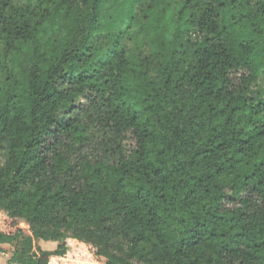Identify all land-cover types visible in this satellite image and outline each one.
<instances>
[{
  "label": "trees",
  "instance_id": "obj_1",
  "mask_svg": "<svg viewBox=\"0 0 264 264\" xmlns=\"http://www.w3.org/2000/svg\"><path fill=\"white\" fill-rule=\"evenodd\" d=\"M0 210L8 264H264V0H0Z\"/></svg>",
  "mask_w": 264,
  "mask_h": 264
},
{
  "label": "rangeland",
  "instance_id": "obj_2",
  "mask_svg": "<svg viewBox=\"0 0 264 264\" xmlns=\"http://www.w3.org/2000/svg\"><path fill=\"white\" fill-rule=\"evenodd\" d=\"M237 76V75H236ZM235 76V77H236ZM3 212L0 210V217H2ZM56 243L53 242H40V246L44 250L53 251L56 248ZM11 245H6L1 253L0 257L5 259V255L9 254L12 251ZM49 264H96L93 260L90 259L89 254L87 253L86 246L83 243H80L76 240H68V250L67 254L61 259H53Z\"/></svg>",
  "mask_w": 264,
  "mask_h": 264
},
{
  "label": "crops",
  "instance_id": "obj_3",
  "mask_svg": "<svg viewBox=\"0 0 264 264\" xmlns=\"http://www.w3.org/2000/svg\"><path fill=\"white\" fill-rule=\"evenodd\" d=\"M72 240H74V239H72ZM6 245H8V244H0V253H1V251H2V249L6 246ZM13 250V249H12ZM11 253H12V251L9 253V254H7V255H5L6 257H5V259H3V258H1L0 257V264H8V260L10 259V257H11ZM2 254V253H1ZM67 254V253H66ZM65 256V255H64ZM63 256V257H64ZM63 257H53V258H51V260L49 261V263H51V261L53 260V259H59V260H61Z\"/></svg>",
  "mask_w": 264,
  "mask_h": 264
}]
</instances>
